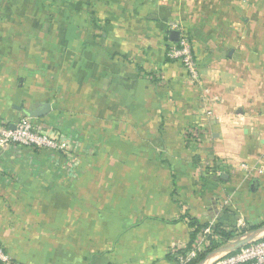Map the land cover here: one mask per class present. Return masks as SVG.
Returning <instances> with one entry per match:
<instances>
[{
  "label": "crops",
  "instance_id": "0c3cea01",
  "mask_svg": "<svg viewBox=\"0 0 264 264\" xmlns=\"http://www.w3.org/2000/svg\"><path fill=\"white\" fill-rule=\"evenodd\" d=\"M80 1L0 0V123L47 105L30 118L70 147L0 148V264H176L191 218L199 264L263 237L264 0ZM182 34L197 80L166 57Z\"/></svg>",
  "mask_w": 264,
  "mask_h": 264
},
{
  "label": "built area",
  "instance_id": "2783aa9c",
  "mask_svg": "<svg viewBox=\"0 0 264 264\" xmlns=\"http://www.w3.org/2000/svg\"><path fill=\"white\" fill-rule=\"evenodd\" d=\"M166 57L178 62L192 80L198 79L197 61L186 35H180L175 42L168 45ZM11 144L45 149L58 155L67 153L70 148L68 140L52 135L50 131L44 130L28 116L19 117L12 126L0 123V148L5 149ZM242 167L246 169L247 165H242ZM199 250L198 244L192 243L185 253L177 255L175 263L189 264ZM9 262V255L0 245V263ZM212 264H264V236L226 253Z\"/></svg>",
  "mask_w": 264,
  "mask_h": 264
},
{
  "label": "rangeland",
  "instance_id": "374dc122",
  "mask_svg": "<svg viewBox=\"0 0 264 264\" xmlns=\"http://www.w3.org/2000/svg\"><path fill=\"white\" fill-rule=\"evenodd\" d=\"M28 1H29V6H28L29 8L27 7L28 9L21 8V6H19L17 10L14 9L13 11H8L7 17L15 16L17 18H33L39 20L40 19L56 20L61 18L67 20L68 18L82 17L85 15L84 10L78 8L77 6H74V4L78 3V0L76 2L75 0H28ZM30 2L32 3L30 4ZM80 2L82 1L79 0V3ZM26 5H28V3H26ZM1 12L2 11H0V13ZM11 13L12 15L10 16ZM6 15H7L6 12H3L2 16H6ZM29 27L33 29V31H36V29H38L40 34H44V33L47 34L49 32L53 33L54 29H57V31L55 32L58 33L62 32L63 25H57L54 28L53 26L48 27L47 31H45L46 27L44 26V24L41 25L40 23H35L33 27L31 26ZM186 37L188 38V40L190 39L189 36ZM28 44L31 45V43ZM28 47L31 48L30 46Z\"/></svg>",
  "mask_w": 264,
  "mask_h": 264
},
{
  "label": "trees",
  "instance_id": "16d2710c",
  "mask_svg": "<svg viewBox=\"0 0 264 264\" xmlns=\"http://www.w3.org/2000/svg\"><path fill=\"white\" fill-rule=\"evenodd\" d=\"M192 131H190L187 136H190ZM192 137V135H191ZM189 227H190V233H189V241L188 243L181 249L172 251V257L174 259V261L177 258V255L179 254H183L185 253L191 246L192 242L195 240L196 236L198 234H203L204 233V229L207 228V225L205 224H199L194 218H191L189 221ZM212 234H219L222 237L227 238L229 236L228 233L222 232L219 228L218 225H214L212 226ZM213 246H207L204 249H200L197 254L196 257L194 259H192L189 264H199L200 262H202L204 260V258L207 256L208 253L211 252Z\"/></svg>",
  "mask_w": 264,
  "mask_h": 264
},
{
  "label": "water",
  "instance_id": "95a60500",
  "mask_svg": "<svg viewBox=\"0 0 264 264\" xmlns=\"http://www.w3.org/2000/svg\"><path fill=\"white\" fill-rule=\"evenodd\" d=\"M173 40L176 41L177 39L176 38H173ZM46 109H48V106L47 105H40L36 109H34L32 111H28L27 112V115H28V117H39V116H42L44 114V112H45ZM239 246H242V243H239L237 247H239Z\"/></svg>",
  "mask_w": 264,
  "mask_h": 264
}]
</instances>
